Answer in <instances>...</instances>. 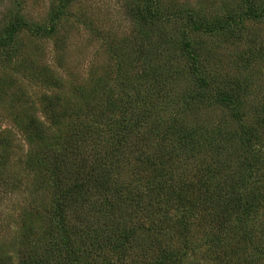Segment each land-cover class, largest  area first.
Instances as JSON below:
<instances>
[{"label":"rangeland","instance_id":"374dc122","mask_svg":"<svg viewBox=\"0 0 264 264\" xmlns=\"http://www.w3.org/2000/svg\"><path fill=\"white\" fill-rule=\"evenodd\" d=\"M259 1L0 0L2 36L15 16L29 27L11 50L0 49V264H221L224 251L232 264H248L258 250L252 262L264 264V17L248 18L264 10ZM227 83L238 92H227ZM240 92L236 107L218 101ZM127 102L160 118L129 136L121 122L130 117L122 114ZM173 117L178 132H199L200 152L185 156L170 136L160 140ZM242 123L260 138L245 158ZM141 137L175 154L161 169L164 179L189 184L184 206L157 214L129 208L126 219L107 221L78 219L70 204L58 205L50 170L75 146L93 163L110 153L126 158L112 169L117 191L89 202L109 212L114 198L145 196L151 166L128 152ZM247 157L263 188L256 200L255 184L234 189L249 196L241 223L225 207V188L248 176ZM219 170L226 180H214Z\"/></svg>","mask_w":264,"mask_h":264},{"label":"trees","instance_id":"16d2710c","mask_svg":"<svg viewBox=\"0 0 264 264\" xmlns=\"http://www.w3.org/2000/svg\"><path fill=\"white\" fill-rule=\"evenodd\" d=\"M261 1L258 0V2H252L253 4H259ZM149 14V13H148ZM264 17V10H261L259 14H252L248 13V18L258 19ZM140 18V21L143 20ZM29 28L26 22L23 20L22 17L15 16V20L9 25V27L6 30V36H2L0 34V49H8L11 50L13 47V42L15 39V36L19 29H27ZM29 30V29H28ZM32 31V30H31ZM47 32L51 33L52 29L49 28ZM186 47H189V44H186ZM200 79V78H199ZM236 88V89H234ZM232 88L231 83H227V86H224V89L227 92H238L237 87L235 86ZM244 97L243 92L235 93L234 95H227L223 94L219 97L218 101L221 102L223 105H233L236 107V105H240L243 103L242 98ZM193 97H189V100ZM202 98L200 97H194L193 99L197 102ZM186 104H188L186 102ZM126 107H131L130 109H125ZM239 107V106H238ZM94 109L89 110L88 113H91V111ZM110 114L112 113V109L110 108ZM114 112H116V109L113 108ZM122 114L126 115L129 114L134 116V119H131L130 117H126L121 120L122 123H126L125 126V133L129 136H132L133 133L137 129H141V126L147 127V121L149 119H153V121H156L160 118L159 113L153 114L151 117L149 116L148 111L138 109L134 106L133 102L132 104H129L128 102L124 105ZM109 114V112H108ZM104 116L100 115L98 113L97 118L98 122H102ZM169 121H172L173 123L166 125L167 127L165 130H160L159 133H161V139H166L167 136H170L171 142L175 143L178 146V149L180 150V154H183L185 156L190 155L191 152H200L201 146L197 147V149L193 148V146L199 145L195 144L196 142H199V132L195 129H187V131H181L178 132L175 130L176 125L179 124V121L177 118L173 117ZM140 124V125H139ZM241 126V136L238 138L240 141V145L242 148V153L244 158L248 153L251 151L253 146L259 147L260 138H258L254 132V130L251 128V126H247L245 123H242ZM36 130H39L40 125L34 124ZM160 128V127H159ZM162 128V127H161ZM157 130V128H155ZM124 135V134H123ZM123 135H121L118 138V141L120 142L122 139L126 141V138H123ZM220 135V134H217ZM228 135V134H227ZM148 137V132H147ZM154 137V136H153ZM173 137H178L174 138ZM228 139L227 142H234L235 136H227ZM154 139V138H153ZM146 137H141L139 140L136 141V144L132 146V149H130L128 152L130 154H136V158L139 160H143L146 162V164H150L151 168L149 171L148 180L150 182V190L146 192V195L137 198L133 201H126L121 200L120 198H114L112 199L113 203L111 204V209L108 212L106 210V207H98L95 203L89 202V198L91 196L95 195H101V196H107V193L112 195L117 191L116 188L112 189L110 186L111 182V174L112 169L115 168L117 170L118 167L121 166V163L124 162L126 158H118L117 155L113 156L112 159V153H110L106 158H101L100 164L93 163L92 160H90L89 155H84L83 148H80L79 146L73 147V149L65 150V153H63L60 157L61 163L54 164L52 169L50 170V176L49 178L53 182V187L55 193L58 195L59 203L58 205H67L72 206L74 208V214L78 219L87 218L89 216H92L93 214L95 216H98L100 218H104L107 221L109 220H115L114 217L119 216V213L125 218V213L129 212V208H136V210H144L146 212L150 213H160L159 211L162 209V207H170L173 206L174 208L179 206H184L185 203H187L190 199V195L187 193V190L190 189L189 184L185 183H176L177 179L173 175H166V179H164V176L162 174V165H173V161L176 158H173L174 153L164 151L162 149V145L160 141L147 144L145 142ZM150 145V146H149ZM144 146V148H143ZM155 149L153 150V148ZM191 147L194 149L192 150ZM129 148V147H128ZM157 148V150H156ZM160 148V149H159ZM170 148L172 152L174 151V147L170 145ZM260 148V147H259ZM148 149V150H146ZM152 149V150H151ZM139 152H142L141 155H138ZM161 153V155H160ZM251 153V152H250ZM161 156H165V158L162 160ZM250 156V154H249ZM116 162H113L114 159H116ZM243 160V165H247V177L239 176L234 184L229 185V187H226L225 192L227 195H229L227 205H232V208L225 206L228 209H231L235 215L236 218L239 220V222L243 223L248 218V213L250 212V208H248V197L245 194H242L241 192H235L238 191L237 188H240L241 186L246 187L250 186L252 184L254 188L252 189L255 194L252 199L256 200V198L261 196L257 193H259L260 190H262V186L256 185L257 181L254 180V174L255 169L253 170V165L250 163L249 158ZM71 160L70 165L65 168L66 163ZM112 160V161H111ZM59 161V162H60ZM144 161H140L144 163ZM62 165V166H61ZM116 165V166H115ZM71 166L74 167V169H71ZM114 166V167H113ZM220 169V168H219ZM172 170V169H171ZM211 173H215V170H210ZM216 172L217 179L220 177V180H226L227 177L224 178V175L221 173L218 174ZM244 174V173H243ZM245 175V174H244ZM246 176V175H245ZM160 178V182L157 181V179ZM212 179V178H211ZM252 179V183H251ZM264 180V177H263ZM211 182L208 184L210 185L213 180H210ZM113 182V181H112ZM214 191V196L216 194L220 195L219 190H221L222 186L221 184H217ZM236 187V188H235ZM204 189V186L202 190ZM112 190V191H111ZM211 193V192H210ZM209 193V194H210ZM207 194V193H206ZM213 195L206 200V204L208 201L212 198H215ZM117 197V196H116ZM246 197V198H245ZM120 199V200H119ZM118 200V201H117ZM250 204V203H249ZM121 207V208H119ZM249 211V212H248ZM248 212V213H247ZM127 216V214H126ZM126 219V218H125ZM157 229V228H156ZM155 229V230H156ZM91 232V231H90ZM244 232L246 230L244 229ZM95 233V232H94ZM105 242V241H104ZM68 244V243H67ZM70 245V244H69ZM72 247V245H71ZM228 252L224 251V253H221V264H232V258L230 256H227ZM230 255L233 256L232 251L230 252ZM263 253H261L259 250L253 252V254H249L248 256V264H255L252 261L253 260H260ZM237 261V260H236ZM158 264H166L164 261H159Z\"/></svg>","mask_w":264,"mask_h":264}]
</instances>
